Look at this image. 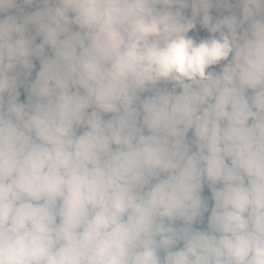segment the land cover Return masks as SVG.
Listing matches in <instances>:
<instances>
[{
    "label": "clouds",
    "instance_id": "obj_1",
    "mask_svg": "<svg viewBox=\"0 0 264 264\" xmlns=\"http://www.w3.org/2000/svg\"><path fill=\"white\" fill-rule=\"evenodd\" d=\"M0 264H264V0H0Z\"/></svg>",
    "mask_w": 264,
    "mask_h": 264
},
{
    "label": "trees",
    "instance_id": "obj_2",
    "mask_svg": "<svg viewBox=\"0 0 264 264\" xmlns=\"http://www.w3.org/2000/svg\"><path fill=\"white\" fill-rule=\"evenodd\" d=\"M21 92H22V90H21ZM21 98H23V92H22V94H21Z\"/></svg>",
    "mask_w": 264,
    "mask_h": 264
}]
</instances>
